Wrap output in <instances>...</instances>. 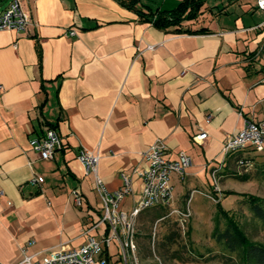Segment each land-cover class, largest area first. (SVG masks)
<instances>
[{"label": "crops", "instance_id": "0c3cea01", "mask_svg": "<svg viewBox=\"0 0 264 264\" xmlns=\"http://www.w3.org/2000/svg\"><path fill=\"white\" fill-rule=\"evenodd\" d=\"M179 1L142 4L171 9ZM20 2L32 23L0 30V264L85 241L100 203L80 149L99 154L97 172L114 191L120 171L144 167L143 152L162 139L171 156L192 158L183 177L173 176L176 186L202 171L212 177L233 158L222 150L226 135L264 119V11L256 0H209L184 24L210 29L196 34L159 29L117 0ZM53 125L64 144L41 159L31 140ZM201 131L207 137L194 142ZM135 177L126 208L140 194ZM77 187L81 207L72 200Z\"/></svg>", "mask_w": 264, "mask_h": 264}, {"label": "built area", "instance_id": "2783aa9c", "mask_svg": "<svg viewBox=\"0 0 264 264\" xmlns=\"http://www.w3.org/2000/svg\"><path fill=\"white\" fill-rule=\"evenodd\" d=\"M256 7L264 11V0H256ZM32 23L30 14L25 11L20 0H11L8 6L0 11V30H26ZM70 34L75 30L70 29ZM149 48H153L150 46ZM207 137L206 131L193 136L196 143ZM63 136L57 127L50 126L42 136L31 140L32 149L41 159H53L63 146ZM223 152L227 154L240 152L237 159L240 166L250 167L254 161L251 154L264 151V119H247L244 126L234 133L227 134L223 143ZM146 165L135 167L131 171L121 170L122 185L114 191L105 187L103 179L97 172L100 156L87 149H80L77 159L84 166L85 175H93L94 187L99 194L100 207L98 215L89 216L84 228L85 241L78 247H61L57 250L38 256L36 253L25 254L17 264H110L111 246L117 245L116 254L125 264H132L137 257V223L141 213L152 207H171L176 202L174 175L183 177L192 165V158L186 151L171 156L164 140L155 143L142 154ZM219 166L212 169V177H216ZM135 176L141 180L139 197L130 205L124 206L125 199L134 194ZM34 182H42L39 175L33 177ZM76 206L84 204V195L80 188L71 192ZM190 194L188 203L191 200ZM208 196V195H207ZM171 214L177 216L179 225L185 233L191 210L174 207ZM164 217L157 219L162 220ZM33 244V242H29Z\"/></svg>", "mask_w": 264, "mask_h": 264}, {"label": "rangeland", "instance_id": "374dc122", "mask_svg": "<svg viewBox=\"0 0 264 264\" xmlns=\"http://www.w3.org/2000/svg\"><path fill=\"white\" fill-rule=\"evenodd\" d=\"M208 1H205L202 8ZM8 2L9 0H0V8ZM142 7L146 9L145 5ZM201 10L196 19L200 18ZM187 21L191 20L184 21V24ZM237 155L234 154L226 165H219L216 177H207L202 171L195 177L184 178V182L177 183L176 202L173 206L166 207V215L162 220H151V213L157 207L141 213L137 223L138 253L132 264H229L221 246L212 237L218 210L217 201L244 222L250 221L251 214L245 204H241V200L248 196L264 198V151L251 154L254 163L250 167L238 165ZM187 205L191 216L184 233L177 216L171 214V211L174 207L185 208ZM97 215L98 212L94 217ZM246 228L254 239L264 242V228L255 230L251 225ZM116 250L117 245L113 244L111 252L114 255L110 264H125Z\"/></svg>", "mask_w": 264, "mask_h": 264}, {"label": "trees", "instance_id": "16d2710c", "mask_svg": "<svg viewBox=\"0 0 264 264\" xmlns=\"http://www.w3.org/2000/svg\"><path fill=\"white\" fill-rule=\"evenodd\" d=\"M123 6L135 11L141 20L152 23L155 27L174 33H203L210 29L200 27L192 29L184 26V21L194 20L200 13L206 0H181L171 9H152L142 6V0H117ZM140 4L142 6H140ZM37 52L41 62V48L37 44ZM57 127V125H53ZM240 157V152L231 153ZM264 172V170H263ZM248 208L251 219L241 222L233 213L225 209L220 201H217V214L212 231V237L221 246L226 262L229 264H264V242L254 239L247 231V225L258 230L264 228V198L248 196L241 200ZM166 215V207H157L151 213V220L159 219Z\"/></svg>", "mask_w": 264, "mask_h": 264}]
</instances>
